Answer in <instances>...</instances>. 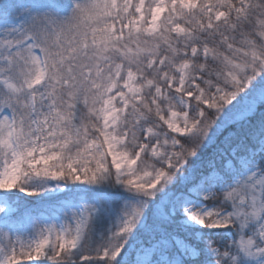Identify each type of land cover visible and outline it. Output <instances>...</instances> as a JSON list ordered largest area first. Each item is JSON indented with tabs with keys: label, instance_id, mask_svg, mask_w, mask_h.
Returning <instances> with one entry per match:
<instances>
[{
	"label": "snow or ice",
	"instance_id": "obj_1",
	"mask_svg": "<svg viewBox=\"0 0 264 264\" xmlns=\"http://www.w3.org/2000/svg\"><path fill=\"white\" fill-rule=\"evenodd\" d=\"M0 264H264V0H0Z\"/></svg>",
	"mask_w": 264,
	"mask_h": 264
}]
</instances>
